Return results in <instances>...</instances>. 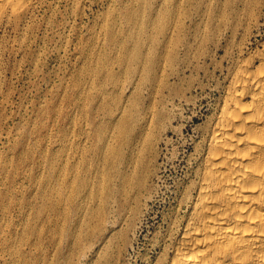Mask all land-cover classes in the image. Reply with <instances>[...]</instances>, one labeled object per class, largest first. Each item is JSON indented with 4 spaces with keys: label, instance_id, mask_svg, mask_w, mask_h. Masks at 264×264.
Instances as JSON below:
<instances>
[{
    "label": "rangeland",
    "instance_id": "374dc122",
    "mask_svg": "<svg viewBox=\"0 0 264 264\" xmlns=\"http://www.w3.org/2000/svg\"><path fill=\"white\" fill-rule=\"evenodd\" d=\"M249 25L246 51L264 0H44L1 22L0 264L157 263L220 100L201 56Z\"/></svg>",
    "mask_w": 264,
    "mask_h": 264
},
{
    "label": "bare ground",
    "instance_id": "6f19581e",
    "mask_svg": "<svg viewBox=\"0 0 264 264\" xmlns=\"http://www.w3.org/2000/svg\"><path fill=\"white\" fill-rule=\"evenodd\" d=\"M40 1L0 0V23H16ZM249 27L238 41L236 29H230L232 39L219 63L220 45L201 56L202 64L210 60L224 72L214 87L220 100L197 143L192 178L154 264H264V33L259 45L246 51ZM139 171L135 201L149 177Z\"/></svg>",
    "mask_w": 264,
    "mask_h": 264
}]
</instances>
